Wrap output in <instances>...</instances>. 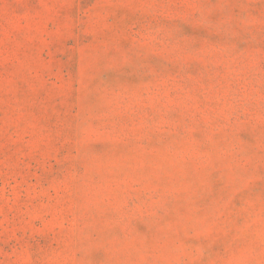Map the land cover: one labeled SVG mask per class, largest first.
<instances>
[{
  "label": "rangeland",
  "instance_id": "1",
  "mask_svg": "<svg viewBox=\"0 0 264 264\" xmlns=\"http://www.w3.org/2000/svg\"><path fill=\"white\" fill-rule=\"evenodd\" d=\"M0 264H264V0H0Z\"/></svg>",
  "mask_w": 264,
  "mask_h": 264
}]
</instances>
